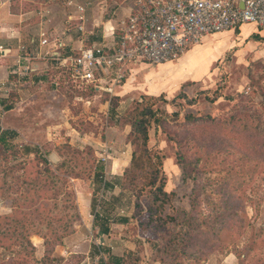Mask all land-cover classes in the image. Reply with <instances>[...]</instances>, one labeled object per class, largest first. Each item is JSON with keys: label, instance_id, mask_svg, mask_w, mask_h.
<instances>
[{"label": "rangeland", "instance_id": "obj_1", "mask_svg": "<svg viewBox=\"0 0 264 264\" xmlns=\"http://www.w3.org/2000/svg\"><path fill=\"white\" fill-rule=\"evenodd\" d=\"M76 1L86 4L85 27L95 33L94 26L111 14L128 10L130 0ZM245 32L217 33L190 48L185 68L200 80L152 103L159 122L148 129V147L162 158L169 195L153 193L146 167L128 172L120 205L130 222L117 229L122 240L114 250L124 264H264V33L245 38ZM84 46L92 44L87 40ZM127 75L131 87L116 98L98 92L77 100L67 88L56 96L41 89L21 93L20 129L38 135H27L32 142L18 136L9 137L6 147L0 144L1 260L21 252L17 257L24 264H112L99 260L108 256V247L99 244L93 213L117 196H102L93 174L111 181L112 159L123 164L135 148L126 123L143 106L137 103L141 63ZM189 114L203 120L190 122ZM48 127L60 141L46 139ZM119 217L116 212L111 218Z\"/></svg>", "mask_w": 264, "mask_h": 264}, {"label": "crops", "instance_id": "obj_2", "mask_svg": "<svg viewBox=\"0 0 264 264\" xmlns=\"http://www.w3.org/2000/svg\"><path fill=\"white\" fill-rule=\"evenodd\" d=\"M67 1L63 0L62 5L55 0H42L39 2V6L35 7L34 5L38 3V0H0V55H2L0 57V134L8 131L11 132L9 135L15 139L18 136H22L26 141L32 142L33 140L29 139V137H32L30 135H38L34 129L31 131L24 129L26 132L20 129L22 125L18 105L23 103L20 97L21 93L41 89V91L51 90L55 96L56 94L58 95L60 90L65 88V83L62 79V71L56 65L57 61H54L55 52L58 51L64 56L70 55L77 51L78 48L84 46V42L87 40L92 45L104 42V39L108 36L109 29L116 24L119 17L128 12V10H125L119 16H115V13L111 14L105 22H101L99 27L95 24L94 33V30H86L87 20L82 24V30L78 28L79 23L77 21L67 23L69 12H72V8L67 4ZM241 28L246 30L243 33L245 38L252 33H260V35L264 33V30H258L257 26L253 24H243L238 30H241ZM41 33L46 34L44 38L48 40V44H41L43 39L40 36ZM87 33L92 36L87 37ZM60 44L61 46H59ZM202 45L197 44L193 47L198 48ZM191 49L189 48L174 62L170 61L158 65H149L142 62L141 84L139 86L141 93L154 96L165 94L166 98L173 97L181 89L186 90V87H183L184 83L199 81L200 78L195 77L191 69L185 68L186 62L184 60L186 58L184 57ZM261 49L264 53V43ZM212 56L215 57L214 54ZM133 65L129 66L122 84L115 90V95L119 96L125 93L127 89H130L132 77L129 79L130 76L128 77L127 73L132 69ZM151 70H154L156 76L152 77ZM125 81L127 82L125 83ZM75 98L82 100V98ZM86 102L90 103V100L86 99ZM6 105L13 107L7 110L5 109ZM111 131H113V128L109 127L108 133H112ZM43 133H45L46 139L50 140V138L55 137L52 140L60 141L59 134L51 130L50 127L45 131L43 130ZM12 143H15L14 140ZM33 143L38 144V142ZM130 159L131 151L123 164H121L120 158H113L110 165L111 176H109L111 181L109 180V183L105 181L107 183L105 188L103 177L101 179V195L104 196L103 193L111 191L112 194L117 196V198L113 199V203L102 205L101 213H93V219L95 220H93V226L99 229V234L101 235L99 244L108 247L104 248L108 256L105 257L104 255L105 258L102 259L113 257L111 254L117 258L122 255L114 253L115 246L122 240V234L117 233V229L126 227L130 222V218L129 212L126 211L124 205H120V201L123 199V191L119 189L117 182L122 177L124 168L129 165ZM97 182L100 183V181ZM111 185L112 188L110 187ZM114 202H117L118 205ZM116 212H119L121 217L111 218ZM106 229L108 230L107 233L104 231ZM98 248L100 249V247ZM110 250H113L112 253H110Z\"/></svg>", "mask_w": 264, "mask_h": 264}, {"label": "built area", "instance_id": "obj_3", "mask_svg": "<svg viewBox=\"0 0 264 264\" xmlns=\"http://www.w3.org/2000/svg\"><path fill=\"white\" fill-rule=\"evenodd\" d=\"M67 4L72 8L67 23L77 21L82 30L86 4L73 0ZM240 4L241 0H133L104 42L65 56L56 51L54 59L75 87L92 86L111 97L132 64L175 61L207 36L243 24L264 27V0ZM40 36L41 44H48L46 34Z\"/></svg>", "mask_w": 264, "mask_h": 264}, {"label": "trees", "instance_id": "obj_4", "mask_svg": "<svg viewBox=\"0 0 264 264\" xmlns=\"http://www.w3.org/2000/svg\"><path fill=\"white\" fill-rule=\"evenodd\" d=\"M133 5V0H130L128 3L127 7H131ZM238 29H235L234 31H236ZM54 61H56L54 59ZM57 65V64H56ZM60 68V67H59ZM57 70H59L57 68ZM61 70V68H60ZM62 71V70H61ZM62 79L65 83V88H67L68 90H72V93H74V97H78V98H83V96H90V95H94L97 94L98 91L96 88L92 87V86H86L83 89H79L77 87L74 86V84L70 81L69 77L67 76L66 73H64L62 71ZM103 93V92H101ZM106 94V93H103ZM108 95V94H106ZM163 94L154 96V95H148V94H142V96L140 97V100L137 102L138 105L142 106L141 109H139L136 113L132 114L130 116L129 121H127V125L130 126V132H129V136H131L132 140H131V144L135 147L132 151H131V159H130V163L129 165L124 169L123 175L120 178L121 181H119V187L122 191H124L128 186L126 184V180L128 179L129 176L128 172L130 171V169H132V167L137 166L140 167L141 169L143 167H146L149 171H145L143 172V174L145 176H150V182L149 185L150 186H154L153 189V193L156 194H161L163 195V197H167L169 194L163 190V174H161V156L156 153L153 152L149 147H148V139H149V134H148V129L151 125L152 122L157 123L159 122V118H158V112L157 110L153 109L152 103H154L155 100L160 99L162 97ZM112 97H117V96H111ZM180 97L185 98L186 96L181 95ZM107 102V100H106ZM13 106L10 105H6L5 109L9 110L11 109ZM185 118L187 120H189L190 122L192 120H203L202 117L196 118L195 116L189 114L186 115ZM11 132L5 131L2 132V134H0V144L3 145L4 147L8 146V138H12L13 136H10ZM24 151L28 154L30 152H32L30 150V148L26 147L24 149ZM35 152H39L37 149L35 150ZM77 153V152H76ZM44 163L46 165H50V162L47 159H43ZM54 165H59L58 162H54ZM64 164L63 162H61V165ZM142 174V175H143ZM93 179L95 181H101L102 179V175L99 173H94L93 174ZM156 183H158V185H156ZM104 184V188L106 187L107 183L105 181H103ZM112 188V185L110 186ZM154 199H160L159 196L154 197ZM188 212H186L185 214H187ZM96 216V214H95ZM190 220V219H189ZM188 220V222H189ZM182 224H185L186 219L182 220ZM106 233L108 232V230H104ZM48 244L45 243V246ZM31 248L33 249L34 246L30 243ZM251 246H253L252 248H250L251 251H254L256 248H258V244H252ZM4 248V247H3ZM4 250H9L8 248H5ZM12 254V253H11ZM21 252H17L14 254V256H8V260L7 262H5L4 258L3 260L0 259V263H4V264H16V261H20L18 260L17 256H20ZM247 254H244V258H246ZM17 257V258H16ZM47 257H44L43 259L40 260H36L35 262H43ZM99 260H103L102 258H100ZM110 262L111 260L113 261L112 264H124L125 259L123 257H119V258H115V257H109L108 259ZM108 261V262H109ZM21 264H24V260L20 261ZM18 264V262H17ZM44 264V263H41ZM141 264H143L141 262Z\"/></svg>", "mask_w": 264, "mask_h": 264}, {"label": "water", "instance_id": "obj_5", "mask_svg": "<svg viewBox=\"0 0 264 264\" xmlns=\"http://www.w3.org/2000/svg\"><path fill=\"white\" fill-rule=\"evenodd\" d=\"M242 4H243V0H241V4H240V6H242Z\"/></svg>", "mask_w": 264, "mask_h": 264}]
</instances>
